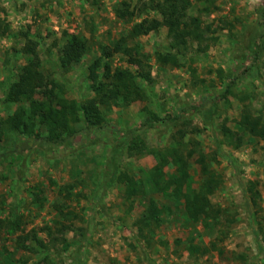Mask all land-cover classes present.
<instances>
[{"label": "rangeland", "instance_id": "374dc122", "mask_svg": "<svg viewBox=\"0 0 264 264\" xmlns=\"http://www.w3.org/2000/svg\"><path fill=\"white\" fill-rule=\"evenodd\" d=\"M119 2L0 0V18L13 35L0 36V217H20L24 229L0 233V259L9 255L16 264H264V138L244 133L242 146L232 149L219 130L226 123L243 133L238 120L245 105L264 120V0H216L218 9L202 18L214 25L224 20L229 26L215 33L217 40L205 52L190 45L177 67L159 66L154 57L169 49L164 26L129 41L150 55L152 81L137 78L145 97L103 111L101 126L88 127L79 120L74 123L76 134L53 144L37 123L28 124L33 133L24 134L2 122L18 107H28L24 100L5 101L8 86L25 63L21 33L38 42L42 71L63 84L64 96L82 103L93 96L88 65L100 55L99 45H112L131 26L116 16ZM200 6L194 3L189 13L198 14ZM64 32L82 34L89 44L68 70L59 64ZM116 65L135 71L120 54L112 58ZM180 131L185 132L184 147L193 152L183 190L200 184L201 165L194 161L199 152L223 180L209 196L221 209L211 230L204 225L211 219L188 220L181 197L163 196L147 183L155 155H130L125 148L136 136L148 148L166 151ZM216 149L220 154L213 159ZM173 170L168 161L164 172ZM118 172L144 182V193L133 198L131 209L124 183L114 176ZM249 182H255L260 194L261 229L249 218ZM67 184L76 185L69 196L63 189ZM35 193L38 201L33 200ZM150 200L162 209L159 224L142 227L140 233L136 220ZM24 233L30 236L24 241L29 248L19 243ZM216 235L222 255L209 248ZM191 243L199 246V253H190Z\"/></svg>", "mask_w": 264, "mask_h": 264}, {"label": "trees", "instance_id": "16d2710c", "mask_svg": "<svg viewBox=\"0 0 264 264\" xmlns=\"http://www.w3.org/2000/svg\"><path fill=\"white\" fill-rule=\"evenodd\" d=\"M194 3H200L201 6L197 9L199 13L192 15L189 10ZM217 9L216 0H120L115 14L118 19L131 23V26L128 32L115 40L112 45H99L100 55L88 65V78L93 96L82 103L64 96L63 84L42 71V62L37 50L38 42L29 39L27 33L22 32L21 35L25 37V41L20 52L25 57V63L21 66L16 79L8 86L5 101L18 103L24 100L28 107H18L2 122L10 130L24 134L33 133L32 127L37 123L45 128L44 139L53 144L66 141L76 134L74 123L79 120H83L88 127L101 126L105 121L103 111L145 97L144 90L137 83V78L147 82L152 81L150 55L142 51L138 43L130 45L129 41L156 32L164 26L169 49L164 52H155L154 57L159 66H180L182 65L181 56L186 53L190 45L195 43L199 52H205L210 42L217 40L215 33L229 26L224 20H220L216 25L213 22L204 21L202 15H211ZM152 12L157 15H150ZM90 31L93 37L94 32L91 29ZM0 36H13L9 24L2 18H0ZM62 36L65 37V41L60 46L59 64L64 70H68L82 59L88 51L89 44L86 36L79 33L64 32ZM116 54H120L127 64L134 66L135 71L120 65L113 67L112 58ZM40 95L42 99H37ZM28 124H32V127L28 128ZM238 124L243 128V133L230 128L226 123H222L219 129L224 142L232 149L242 146L244 133L264 138V120L261 115H254L249 105L243 106ZM184 135L185 132L180 131V135L175 137L171 148L166 151L148 148L145 142L136 136L126 143L125 148L130 155L142 153L155 155L157 162L146 173L147 183L154 186L163 196L181 197L188 220L195 223L201 218L211 219V223L204 224L211 230L217 225L221 209L211 203L209 196L216 191L223 180L215 169L210 168L208 156L199 152L194 161L201 165L200 184L196 189L183 190L189 180V159L193 156V152L183 145ZM219 154L220 151L216 149L212 154L213 159ZM226 159L233 163L229 157ZM168 161L173 163L174 170L166 174L164 167ZM114 176L124 183L125 199L129 204L128 208L131 209L133 198L144 193V182L126 172H118V175ZM74 186L76 185L63 186L67 196L70 195V189ZM245 189L248 194L247 202L252 209L249 212V218L252 223L259 224V191L255 182H249ZM38 191L40 192V189ZM38 199L39 196L35 193L33 200L38 201ZM161 212L162 209L150 200L145 213L136 220L140 233L142 227L158 225ZM19 230L24 231L20 217L13 219L0 217V233L15 234ZM218 235L210 241L209 248L222 255L224 249L218 244L220 239ZM18 239H22L19 242L22 247L29 248L24 244L25 240L30 239L29 234L19 235ZM34 239L46 248L42 240L36 239L35 236ZM206 249L208 248H202L203 251ZM199 252V246L191 243L190 253ZM0 264H16V262L11 256L5 255L0 259Z\"/></svg>", "mask_w": 264, "mask_h": 264}]
</instances>
